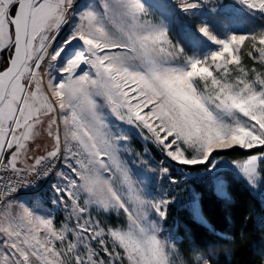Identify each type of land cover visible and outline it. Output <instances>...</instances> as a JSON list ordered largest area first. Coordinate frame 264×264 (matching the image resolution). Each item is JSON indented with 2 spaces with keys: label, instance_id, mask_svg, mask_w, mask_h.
Here are the masks:
<instances>
[{
  "label": "snow or ice",
  "instance_id": "1",
  "mask_svg": "<svg viewBox=\"0 0 264 264\" xmlns=\"http://www.w3.org/2000/svg\"><path fill=\"white\" fill-rule=\"evenodd\" d=\"M240 2L264 12V0ZM70 14L74 0H0V264H174L176 256L211 264L212 249L176 252L162 235L152 217L166 219L171 195L156 199L133 179L121 154L129 135L108 117L146 130L179 165L214 171L240 149L247 155L231 164L255 183L264 167V71L245 70L241 53L250 41L248 57L264 65V31L219 40L200 26L221 47L182 59L142 0H95L57 41ZM29 175L55 177L51 199L37 192L18 202ZM46 205L62 207L66 220L57 224ZM93 208L124 220L105 225Z\"/></svg>",
  "mask_w": 264,
  "mask_h": 264
},
{
  "label": "rangeland",
  "instance_id": "2",
  "mask_svg": "<svg viewBox=\"0 0 264 264\" xmlns=\"http://www.w3.org/2000/svg\"><path fill=\"white\" fill-rule=\"evenodd\" d=\"M94 2L95 0H86L74 15H70L69 23L62 28L57 41L64 39L72 24L78 19L79 13L93 5ZM142 2L148 13L147 19L155 24L162 23L172 44L177 49H183L182 59H187L189 56L203 59L221 47L204 36L199 31L200 26H207L209 31L219 40H227L233 34H258L264 31V12L250 10L240 0H190V2L197 4V7L187 11L179 6V0H143ZM249 43L250 41L246 42L242 47V66L245 70L255 68L258 72L264 71V65L248 57ZM233 70L235 71V66H233ZM52 71L53 75H56L55 70ZM108 119L114 130L129 135V141L125 145L128 151L125 152L122 149L121 154L129 162L134 173L133 179L143 180V187H146L148 194L156 199L168 194L171 195L172 203L166 208L167 215L170 207L188 208L198 221L205 223L200 207V196L192 186L191 181H206L214 187L220 196L228 198L227 182L224 180L226 172L236 174L264 203V175L262 174L264 167L259 169L261 176L255 183H250L231 164L235 159L225 154L214 162L220 163V167L214 171H206L202 166L193 168L179 165L166 159L154 143L145 139L149 135L146 130L141 132L133 126L116 121L111 116ZM161 165L169 170L166 176L159 172ZM215 176H219L223 183L222 191L217 190V180L213 178ZM54 182L55 178L52 183ZM39 194L46 199H51L53 196L50 187L47 191ZM34 195L18 197V202L29 201ZM45 207L57 224L63 223L69 214L60 206L46 205ZM91 215L94 219H98L108 226H119L124 220L122 216H117L115 213H98L95 208L92 209ZM152 218L158 220L163 230L162 235L174 243L176 252H180L179 243L181 239L176 233V227L170 225L171 223H166L167 216L166 219L161 220L153 214ZM182 259L183 256H176L174 264H180Z\"/></svg>",
  "mask_w": 264,
  "mask_h": 264
},
{
  "label": "trees",
  "instance_id": "3",
  "mask_svg": "<svg viewBox=\"0 0 264 264\" xmlns=\"http://www.w3.org/2000/svg\"><path fill=\"white\" fill-rule=\"evenodd\" d=\"M225 155L237 159L247 153L236 149ZM224 177L228 198L206 181H191L200 196L205 223L190 209L176 206L170 207L166 223L176 227L184 254L195 246L213 250L211 264H264V203L236 174L226 172Z\"/></svg>",
  "mask_w": 264,
  "mask_h": 264
},
{
  "label": "built area",
  "instance_id": "4",
  "mask_svg": "<svg viewBox=\"0 0 264 264\" xmlns=\"http://www.w3.org/2000/svg\"><path fill=\"white\" fill-rule=\"evenodd\" d=\"M86 0H74V12L76 13L79 8L82 6V4ZM71 16L73 14H70ZM63 162L59 161L57 162V167H62ZM55 177H49L47 179H40L36 176L29 175L25 176L24 184L18 186V192L14 194L16 197L36 194L37 192L42 193L49 189L50 184H52V181ZM30 182V183H29Z\"/></svg>",
  "mask_w": 264,
  "mask_h": 264
},
{
  "label": "crops",
  "instance_id": "5",
  "mask_svg": "<svg viewBox=\"0 0 264 264\" xmlns=\"http://www.w3.org/2000/svg\"><path fill=\"white\" fill-rule=\"evenodd\" d=\"M143 1V0H142Z\"/></svg>",
  "mask_w": 264,
  "mask_h": 264
}]
</instances>
